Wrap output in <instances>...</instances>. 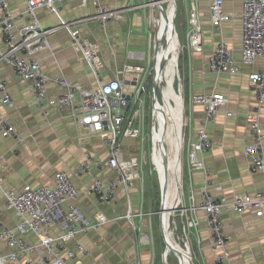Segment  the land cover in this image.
<instances>
[{
  "label": "crops",
  "instance_id": "0c3cea01",
  "mask_svg": "<svg viewBox=\"0 0 264 264\" xmlns=\"http://www.w3.org/2000/svg\"><path fill=\"white\" fill-rule=\"evenodd\" d=\"M7 1L14 16L13 29L16 30L27 21L22 12L26 6L25 1ZM98 1L102 7L115 11L118 15V18L108 20L103 27L89 1L82 6L81 0H66L58 5V14L47 8H38L36 15L40 26L55 28V30L47 36L48 47L37 51L34 56L40 64L42 73L48 77L60 74L82 89L95 88L97 85L95 76L82 55L71 46L67 29L60 26L61 19L69 23L76 21L74 27L79 29L80 36L99 48L98 57L101 66L98 74L102 82L114 79L115 74L124 66H130L132 71L127 80L119 74L123 85L130 89V79L136 80L139 74L134 68L143 71L140 72L143 79L145 67L149 68L150 65L149 54L153 49V34L149 30V15L152 11L149 9V1ZM183 1L185 2L184 22L181 24L183 35L186 37V14L191 7H196L202 24L201 51L191 54L187 51L188 75L185 78L184 90L186 105L189 106L191 94L221 93L226 99L225 104L216 112L214 120L206 127L212 141L211 149L202 156L204 165L208 169L207 174L200 169H189L185 162V151H183L184 205L189 206L191 203L198 205L205 187L215 197L225 195L230 199L233 192L253 195L264 188V173L251 172V164L243 154L244 148L252 140L245 114L256 104L255 95L249 88L248 74L251 71L264 70V57H256L253 65L240 63L243 31L240 0H224L223 10L230 17L218 30H214L210 22L209 0ZM172 26L177 36L174 25ZM221 40L232 50L233 57L239 64L240 70L235 74H215L207 70V57L216 43ZM2 47L0 29V48ZM0 79L6 81L11 97L9 104H3L0 95V117L11 123L17 136H2L0 133V221L2 225L12 229L17 220L13 213L4 207L2 189L21 190L26 185L31 187L51 185L55 173L65 171L79 190L76 203L86 215L93 219L97 213H100L108 219L103 225L85 234H79L65 243L68 249L74 250L77 244H81L86 249V253H76V259L69 260L68 264H88L91 261H97L98 264H154L149 247L139 244V235L147 229L146 219L134 216L130 223L123 215L127 209L134 214L141 212L143 216L155 214L161 204L160 186L158 188L153 181L146 185L143 177H140L134 180L133 186L129 188L124 185L118 186L114 199L110 203H100L93 193L85 191L92 181V175L83 174L77 178L70 172L81 162L84 153L88 152L102 164L100 168L92 167L94 175L103 180L116 178L117 172L106 165L109 157L107 141L84 127H77L68 109H60L49 104L37 106L32 96L30 83L18 77L10 65L0 63ZM46 88L49 99H56L66 92L64 88L57 86L51 80L46 83ZM178 98L183 107L181 86ZM157 103L162 106L163 100ZM189 108L192 125L197 127V123L204 116L202 105L190 104ZM161 109L159 107V113L155 112V119L160 126V132L156 135L158 139L160 136L163 137L161 122L165 113ZM228 112L231 114L227 115ZM260 125L264 133V110L260 113ZM135 141L136 139L123 138L121 148L129 146L130 143H136ZM166 143L165 139V148ZM157 147L156 145L154 148L153 157ZM122 151L125 158L131 156L129 148H122ZM162 163L158 166L161 175ZM174 165L175 159L171 167L172 171H174ZM140 175L142 176L141 173ZM207 181H209L208 184ZM170 194L171 192L168 191L165 197L171 198ZM163 217L162 213V219ZM194 217L198 225L190 227L188 235L193 264H211L212 240L205 224V213L198 209ZM174 220L177 221L175 222L179 231L181 219L177 216ZM222 221L224 231L229 238L226 248L228 258L222 264H264V217H257L251 211L228 210L222 214ZM157 229L160 234L159 216ZM59 233L57 228L50 229L52 236ZM24 240L29 243L37 241L31 234L26 235ZM8 251L9 248L1 242L0 252ZM183 251L190 256L189 250L183 248ZM60 254L65 253L61 251ZM18 257L20 261L35 262L37 260L35 253H20ZM177 259L180 262L178 257Z\"/></svg>",
  "mask_w": 264,
  "mask_h": 264
},
{
  "label": "built area",
  "instance_id": "2783aa9c",
  "mask_svg": "<svg viewBox=\"0 0 264 264\" xmlns=\"http://www.w3.org/2000/svg\"><path fill=\"white\" fill-rule=\"evenodd\" d=\"M24 1L26 6L22 12L27 21L22 27L14 30V16L10 5L7 0H0V29L3 40V47L0 48V63L10 65L18 77L30 83L32 96L37 106L49 104L60 109H68L77 127H84L107 141L109 157L106 165L117 172L116 178L103 180L94 175L92 167L100 168L102 164L88 152L84 153L81 162L70 173L77 178L83 174H91L92 181L85 191L93 193L100 203L108 204L114 199L118 186L124 185L129 188L133 186L134 180L140 178L138 159L137 157L124 158L121 139L131 138L138 142L142 141L144 125L142 94L145 91L141 86L140 72L142 70L134 68L139 74L136 80L130 79V89L126 88L119 78V74H121L127 80L132 71L130 66H124L121 71L115 74L114 79L102 82V78L98 74L101 66L98 46L80 36L79 29L74 27L76 21L69 23L61 19L60 26L67 29L71 38V46L82 55L95 76L97 85L91 90H86L79 85L70 83L60 74L48 77L42 73L40 64L34 55L37 51L48 47L47 36L53 33L55 28L41 27L36 10L47 8L58 14V5L63 4L66 0ZM88 1L95 9V15L99 18L101 27L108 20L118 18L115 11L102 7L98 0H81V5L85 6ZM240 1L243 25L240 63L253 65L256 57H264V0ZM223 2L224 0H209V18L214 30L220 29L222 23L230 17L223 10ZM186 23L187 51L190 54L201 51L202 24L196 7L193 6L187 11ZM207 70L215 74H235L240 70L232 50L224 41L217 42L208 55ZM49 80L64 88L66 92L56 99L47 98L46 83ZM248 82L249 88L255 95L256 104L251 111L245 114L252 140L244 148L243 154L251 164V172L264 173V133L260 125V113L264 110V70L251 71L248 74ZM0 95L3 104L10 103L8 86L6 81L1 79ZM151 101L153 107L155 104L153 95H151ZM188 102L189 106L195 103L202 105L204 116L197 123V127H194L190 118V108L187 105L184 106L183 100L180 140L176 154L178 172L173 175L176 195L172 201V203L175 202L174 207L171 205L170 208L173 210L172 223L174 230H177L174 218L180 217L181 226L178 239L190 254L189 228L198 225V221L194 217L195 212L198 209L204 211L205 224L212 240L213 260L211 264H222L228 258L226 248L229 240L223 228L222 214L228 210L251 211L257 217H264V188L253 195L233 192L231 198L228 199L225 195L215 197L205 187L198 205L194 203L189 206L184 205L182 191L183 151H185V162L189 169H200L207 174L208 169L204 165L202 156L211 149L212 141L206 127L214 120L216 112L225 104L226 99L221 93L191 94ZM230 114L227 113V115ZM156 130L157 123L153 120L151 136ZM0 133L2 136L17 137L14 127L3 117H0ZM162 152L169 162L170 156L167 147L164 148V151L162 149ZM155 172L161 190L159 174L156 169ZM208 183L209 181H207ZM2 192L5 209L13 213L17 220L12 229L2 225L0 221V243L4 242L9 248L7 253L0 252V264H68L69 260L76 259V253H86V249L81 244H77L74 250L68 249L65 243L108 221L107 217L100 213L91 219L78 206L76 201L79 190L65 171L56 172L51 185L38 187L26 185L21 190L2 189ZM123 216L132 223L134 216L141 219L143 214L141 212L134 214L130 209H127ZM52 228H57L60 233L52 236L50 234ZM28 234L33 235L37 241L26 242L24 237ZM61 251H64L65 254L61 255ZM20 253H35L37 260L35 262L20 261L18 257ZM88 264H98V262L91 261Z\"/></svg>",
  "mask_w": 264,
  "mask_h": 264
},
{
  "label": "rangeland",
  "instance_id": "374dc122",
  "mask_svg": "<svg viewBox=\"0 0 264 264\" xmlns=\"http://www.w3.org/2000/svg\"><path fill=\"white\" fill-rule=\"evenodd\" d=\"M145 0H142L144 2ZM149 1V9H150V15H149V30L151 31L152 35V45H153V39L155 37V31H156V24L154 22V18H157L160 22L161 20V15L159 14V11L156 7H153L152 0H147ZM184 1L183 0H177L176 1V13L175 16L172 18L173 23L171 25H174L175 31L178 34V43H179V50H178V57L175 62V67H174V80L172 83L173 89L176 93L177 96H180V86L182 90V98L184 100V106L186 105V100H185V78L188 75V52H187V41L185 35H183L182 27L181 24L184 22ZM168 2L165 1L164 5L167 6ZM187 15V14H186ZM162 24V23H161ZM173 29V26H172ZM173 31V30H172ZM163 48L167 47V41L164 39V42L162 44ZM180 47H182L180 49ZM148 50V49H147ZM152 54H153V49L151 50V53L149 56H151L150 60V65L149 68L145 67V73L142 75L143 79L141 82V86L146 84L145 91L142 94V101H144V125H143V137L142 141L138 142L136 140V143H130L129 146H123L122 148H129L130 157H137L138 159V164H139V172L142 174V176L139 174L140 177H143V179L147 183L150 181H153V183H156L158 188H159V181L157 179V175L154 169V164L152 163L151 159V153H152V136H151V128H152V113H153V107H152V101H151V84L154 79V71H152L153 68V63H152ZM159 59V58H158ZM177 63V66H176ZM151 73V74H150ZM157 75V74H156ZM179 88V91H178ZM156 98L157 102H161V87L158 86L157 88V93H156ZM171 104H173V101L171 100ZM161 109V108H160ZM162 111V109H161ZM156 113H159V107L156 105ZM164 113V111H162ZM163 121L161 122V127L163 128ZM167 124V126H166ZM165 126L167 127L168 132L173 136V130H172V125L171 122L165 118ZM161 128V134L162 136L167 140L168 143V136L165 134V131ZM134 140V139H132ZM158 141H155V146L159 145L157 143ZM135 145V146H134ZM168 145V144H167ZM121 148V150H122ZM168 155L170 158L173 157L174 154V146L173 143L171 146L167 148ZM125 158V157H124ZM128 158V157H127ZM174 160H171L169 162V168L171 169L172 164ZM164 168V164H163ZM169 175V181L171 185V199L173 201V198L175 197L176 189H175V183H174V177L171 173ZM160 183H161V178L159 176ZM155 181V182H154ZM162 184V183H161ZM163 187V184H162ZM160 202H161V190H160ZM174 203H172V206L174 207ZM171 206V207H172ZM170 207V208H171ZM158 212V213H157ZM170 212V221H169V226L168 229L172 231L173 233V239L176 241L182 248H184L183 243L178 239L180 237V230H174V225L172 223V213L173 210L169 209ZM163 213V212H162ZM160 212L159 210L156 211L155 214H149L148 216H143V219H146V227L147 229L143 230L144 233L139 235V244L143 246L149 247L150 250V255L151 259L156 264L155 262V255H154V249L156 247H160L161 245L163 246V249L160 254V264H180L178 261L177 257L174 255V253L169 252L166 262L164 261L163 254L165 250V244L162 236L159 234L158 229H157V219L159 216ZM176 221V220H175ZM177 222V221H176Z\"/></svg>",
  "mask_w": 264,
  "mask_h": 264
},
{
  "label": "bare ground",
  "instance_id": "6f19581e",
  "mask_svg": "<svg viewBox=\"0 0 264 264\" xmlns=\"http://www.w3.org/2000/svg\"><path fill=\"white\" fill-rule=\"evenodd\" d=\"M165 1L168 2L167 7H166V15L167 16L165 17L164 13L163 14L161 13L160 14L161 20H162L161 22L157 18H154V22L156 24L155 39L157 40V42L160 41V39H163V42H164V39H166L167 47L163 48L161 46L159 48V50L157 51V55H156V63L154 65L155 82L158 86L161 87V97L163 100V104H162V106H160L161 104L157 103L158 100L156 98V102L153 105V120L157 123V121L155 119V110H156V105H157L158 107L162 108L164 113H165L164 118H163L164 121H163V125H162L163 128L162 129L164 130L165 118H167L171 122L172 130H173V136L168 132L167 129L164 130L165 134L168 136V139H169L168 143H166V147L168 148L169 146L172 145V143L174 146V154H173V157L170 158L169 162L171 160L175 159L174 171H172L169 168V162H167V169H168L167 181H166V186H167L166 193H167L171 189L168 174L171 173L172 175H174L175 172H176V174L178 172V162L176 159V154H177V148H178V144H179V140H180L179 131H180V125H181L182 105H181L180 99L176 95V93L173 89V86H172V83L174 80V67H175V62H176L177 57H178L177 55H178V48H179L177 36H176L175 32L172 31V25H171V23H173L172 18L174 17L175 10H176V5H177L176 0H156L152 4L154 5L155 3H160V2L165 3ZM163 42H162V44H163ZM180 49H181V47H180ZM161 63H162V67L160 68ZM176 66H177V63H176ZM178 91H179V88H178ZM171 100L173 101V104L170 103ZM159 132H160V126L157 123V130L155 131V133L152 136L151 158H152V162L154 164V167H155L156 171L158 172V174L161 178V183L164 185L165 177H164L163 172L161 175L160 171L158 170V166L161 165V163L163 162V160H162V155H163L162 149L164 151V148H162V146L165 144V138L161 137V136L159 137V139L156 138V135ZM155 141H158L157 143L159 145H158L157 149L155 150V154L153 157L154 148H155ZM162 166H163V163H162ZM175 189H176V187H175ZM166 193H165V195H166ZM171 205H172V199L170 197L166 196L165 201H164L165 210L163 211V214H164L163 222H164L165 238L169 244V249H170L169 252L175 253V255L179 258L181 264H189V260L187 259V255L183 251V248L176 241H174L173 233L171 230L168 229L169 219H170L169 209H170ZM169 252L167 253V255L169 254Z\"/></svg>",
  "mask_w": 264,
  "mask_h": 264
},
{
  "label": "water",
  "instance_id": "95a60500",
  "mask_svg": "<svg viewBox=\"0 0 264 264\" xmlns=\"http://www.w3.org/2000/svg\"><path fill=\"white\" fill-rule=\"evenodd\" d=\"M156 0H152V3H154ZM177 1V0H176ZM153 7H156L159 11V14H163L165 15V17L167 16L166 15V7L164 5V2H160V3H155L153 5ZM175 13H176V10H175ZM175 16V14H174ZM156 33V31H155ZM162 42H163V39H160V41H155L154 39V43H153V54H152V63H153V68H152V71H154V65L156 63V55H157V51L159 50V48L162 46ZM162 67V63L160 64V68ZM146 84L143 85V90L146 88ZM157 88H158V85L156 84L155 82V79H153V82L151 84V92H152V95H153V103L156 102V93H157ZM166 129V127L164 126V130ZM165 148V145L163 146ZM162 160H163V164H164V177H165V183L163 185V187L161 188V204H160V209H159V230H160V234L164 240V244H165V250H164V254H163V258H164V261L166 262V258H167V253L170 251L169 249V244L165 238V230H164V222H163V219H162V212L165 210L164 208V196H165V193H166V181H167V158L165 155L162 156ZM170 221V219H169ZM187 259L189 260V264H193V261L191 259V257L187 256Z\"/></svg>",
  "mask_w": 264,
  "mask_h": 264
},
{
  "label": "trees",
  "instance_id": "16d2710c",
  "mask_svg": "<svg viewBox=\"0 0 264 264\" xmlns=\"http://www.w3.org/2000/svg\"><path fill=\"white\" fill-rule=\"evenodd\" d=\"M162 249H163L162 245L160 247H156V249H154V255H155L156 264H160L161 263L160 254H161Z\"/></svg>",
  "mask_w": 264,
  "mask_h": 264
}]
</instances>
